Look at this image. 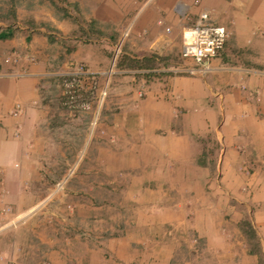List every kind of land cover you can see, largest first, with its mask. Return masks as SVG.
I'll return each instance as SVG.
<instances>
[{
	"label": "crops",
	"instance_id": "0c3cea01",
	"mask_svg": "<svg viewBox=\"0 0 264 264\" xmlns=\"http://www.w3.org/2000/svg\"><path fill=\"white\" fill-rule=\"evenodd\" d=\"M130 1L66 0L75 5L84 26L68 17V11L62 9L55 18L45 2L31 0L24 11L14 7L12 21L0 26V218L8 207L21 211L38 200L30 187L40 180V171L46 170L39 167V158L51 148L60 153L62 146L55 138L64 132L63 123L81 122L52 115L56 99L51 101L50 90L66 74L62 72L66 64L56 70L49 65L69 57L83 62L89 73H101L106 46L99 44V38L94 39L93 49L79 45L84 42L79 33L102 31V27H118L114 44L126 28L128 37L132 26L143 33L144 37L128 46L137 61L169 54L174 43L179 47V27L183 25L175 15L179 16L181 7L185 15L195 18L191 24L199 13H205L213 24L223 26L227 33L224 49L201 77L169 73L176 66L145 68L162 72V76L149 85L147 97L134 115L125 117L117 127L126 132L116 134V146L126 150L123 161L146 164L151 171L155 167L148 168L147 156L154 157L150 165L158 162L156 157L169 156L179 169L190 159H205L212 150L216 154L214 169L222 173L215 183L239 188L235 195L243 208H236L234 217L244 218L242 212L247 209L248 213L249 204H256L253 214L264 239V0H153V4L146 0L136 9ZM70 47L73 49L68 50ZM68 128L78 133L77 127ZM229 173L236 176L232 183L227 182ZM17 215L6 217L11 221ZM27 224L31 229L33 223ZM89 231L64 238L71 241L66 256L56 235L42 233L37 240L30 236L25 250H35L37 257L27 264H40L39 255L47 264H202L176 261L175 246L169 244L163 253L143 258L128 234L103 241L98 255L89 244ZM261 250L264 257V246ZM241 257V264L258 262V256L248 251Z\"/></svg>",
	"mask_w": 264,
	"mask_h": 264
},
{
	"label": "rangeland",
	"instance_id": "374dc122",
	"mask_svg": "<svg viewBox=\"0 0 264 264\" xmlns=\"http://www.w3.org/2000/svg\"><path fill=\"white\" fill-rule=\"evenodd\" d=\"M30 1L0 0V26L12 21L14 7L21 6L24 11ZM65 1L40 0L46 3L55 18H59L63 9L77 24L85 26L75 5ZM145 2L130 1L133 9L141 8ZM175 18L183 26L179 27V47L174 43L169 54L160 53L155 58L137 61L128 46L132 47L135 39L144 34L132 26L129 37L113 59L112 48L118 27H102V31L86 27L87 34L79 33L84 41L80 40L83 43L79 45L93 49L94 39L99 38L103 40L99 44L106 46L103 48L106 63L101 73H89L83 62H75L69 57L49 65V69L56 70L66 64L62 71L66 75L79 71L88 73L78 76L80 83L72 100L62 92L61 80L66 75L50 90V99L52 102L56 99L57 107L52 109V115L67 120L77 118L81 122L63 123L64 132L60 138H55L58 146H62L60 153L57 148H51L39 158V167L46 170L40 171V180L30 187L38 200L21 211L8 207L7 213L0 218V264L33 262L37 257L35 250L25 248H28L30 236L37 240L42 233L45 237L56 235L66 256L71 241L65 242L64 238L86 229L91 230L89 244L98 255L103 251V241L128 234L143 258L159 251L163 253V248L169 244L175 246L172 254L179 262L241 264V254L248 251L250 255L258 256L256 264H264L262 229H258L253 214V209L258 206L249 204L248 213L247 209L242 212L244 218L234 217L236 208H243L235 195L239 188L215 183L222 173L214 169L216 154L212 150L205 159H190V163L179 169L169 156L156 157L159 159L155 165H150L154 157L147 156L148 168L155 167L151 171L146 164L133 165L123 161L126 150L116 146V134L126 132L117 127L125 117L134 115L140 102L147 97L149 85L158 82L162 76V72L145 68L166 69L181 64V32L195 18H191L190 13L175 15ZM164 33L169 35L168 30ZM71 49L73 47L68 48ZM101 91L104 96L100 95ZM67 126L77 127L78 133L71 132ZM142 170L148 171L147 177H143ZM231 173L227 176L229 183L236 177ZM11 214L18 215L9 221L6 216ZM178 214H181L180 218ZM27 223H33L34 227L29 229ZM102 255L107 254L103 252ZM38 263L47 264L41 255Z\"/></svg>",
	"mask_w": 264,
	"mask_h": 264
},
{
	"label": "built area",
	"instance_id": "2783aa9c",
	"mask_svg": "<svg viewBox=\"0 0 264 264\" xmlns=\"http://www.w3.org/2000/svg\"><path fill=\"white\" fill-rule=\"evenodd\" d=\"M178 14L184 16L181 7L177 10ZM129 29L126 28L114 44L113 59L116 58L123 42L128 37ZM227 33L223 26L213 24L205 13H199L197 20L181 32V46L179 59L181 64L171 69L169 73L183 74L191 77H201L204 73L211 70L210 62L214 60L224 49ZM189 63H186V62ZM87 72L68 73L61 80L63 93L69 100L74 98L79 87L78 76L87 75ZM104 91L100 92L104 96ZM11 264V263H8Z\"/></svg>",
	"mask_w": 264,
	"mask_h": 264
}]
</instances>
